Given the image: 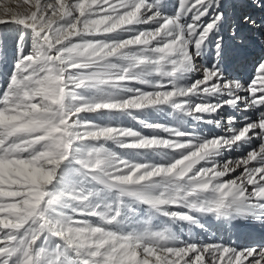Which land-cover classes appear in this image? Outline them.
Returning a JSON list of instances; mask_svg holds the SVG:
<instances>
[{"label":"snow or ice","instance_id":"snow-or-ice-1","mask_svg":"<svg viewBox=\"0 0 264 264\" xmlns=\"http://www.w3.org/2000/svg\"><path fill=\"white\" fill-rule=\"evenodd\" d=\"M257 225L264 0H0V264H264Z\"/></svg>","mask_w":264,"mask_h":264},{"label":"rangeland","instance_id":"rangeland-1","mask_svg":"<svg viewBox=\"0 0 264 264\" xmlns=\"http://www.w3.org/2000/svg\"><path fill=\"white\" fill-rule=\"evenodd\" d=\"M164 118L163 117H161V120H163ZM125 123H130L129 121H125ZM219 223V222H218ZM218 223H216V222H211V223H209V224H207L206 223V228H208L209 227V229H207V231H205V238L209 235V234H211V235H213L214 237H216L217 239H223L224 241H228V242H230L227 238H224V235H223V233L222 232H220V231H223V230H221L219 227H218ZM257 227L258 228H256V229H252L251 231H252V233L254 232V237H255V239H260L261 237H262V235H264V230H262V229H260L259 228V226L257 225ZM186 230H187V227L185 228ZM247 231H248V229H246ZM193 232H194V234L196 235V237H198L197 238V240H202V238H201V234H200V231H199V229H194L193 230ZM238 237V235H236V233L235 234H233L231 237H229L230 238V240H234L235 238H237ZM239 239H240V241H241V243H245L246 242V240H245V235H244V233H241L240 235H239Z\"/></svg>","mask_w":264,"mask_h":264},{"label":"bare ground","instance_id":"bare-ground-1","mask_svg":"<svg viewBox=\"0 0 264 264\" xmlns=\"http://www.w3.org/2000/svg\"><path fill=\"white\" fill-rule=\"evenodd\" d=\"M211 222H216V221H206L207 224H209V223H211ZM216 223H218V222H216ZM218 227H219L221 230H223V231H220V232L223 233L224 238H227L230 242H231V241H235V242L241 243V241H240V239H239V235H240L241 233H244V234H245V233L247 232L246 229H237V228H232V227H227V226H225V227H221V226H220V223H218ZM185 228H186V227H185ZM256 228H258V227L256 226L255 229H256ZM207 229H209V227H208ZM199 231H200V234H201L200 236H201L202 240H214V241H220V239H217L216 237H214V236L211 235V234H209V235L205 238V231H201V230H199ZM248 231H249V230H248ZM235 233H236V235H238V237L235 238L234 240H230L229 237H231V236H232L233 234H235ZM252 235H254V232L252 233ZM187 238H189V237H188L187 230L185 229V239H187ZM191 238L197 240L198 237H196V235H195L194 232H193ZM222 240H223V239H222Z\"/></svg>","mask_w":264,"mask_h":264}]
</instances>
